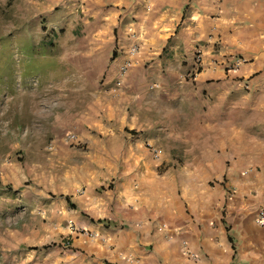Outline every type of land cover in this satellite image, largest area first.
Wrapping results in <instances>:
<instances>
[{"label": "crops", "instance_id": "1", "mask_svg": "<svg viewBox=\"0 0 264 264\" xmlns=\"http://www.w3.org/2000/svg\"><path fill=\"white\" fill-rule=\"evenodd\" d=\"M30 4L61 75L71 76L63 90L81 109L79 147L93 143L89 152L103 155L82 191H61L75 212L63 219L83 230L67 264H264V226L254 221L264 209V150L252 147L253 171L239 175L238 127L248 99L264 110V0ZM165 141L185 142L191 155L171 160L167 176L152 170Z\"/></svg>", "mask_w": 264, "mask_h": 264}, {"label": "rangeland", "instance_id": "2", "mask_svg": "<svg viewBox=\"0 0 264 264\" xmlns=\"http://www.w3.org/2000/svg\"><path fill=\"white\" fill-rule=\"evenodd\" d=\"M35 22L30 0H0V264H67L71 239L83 232L73 223V230L67 228L64 212H75L61 191H82L99 172L96 158L103 157L89 152L96 144L63 141L66 132H77L81 109L63 90L71 76L60 73L55 43ZM252 103L239 108V175L253 171L247 163L252 147L264 150V110ZM166 143V152L159 148L160 165L152 168L164 176L172 173L171 160L191 157L183 153L185 142ZM141 147L149 152L145 143Z\"/></svg>", "mask_w": 264, "mask_h": 264}, {"label": "built area", "instance_id": "3", "mask_svg": "<svg viewBox=\"0 0 264 264\" xmlns=\"http://www.w3.org/2000/svg\"><path fill=\"white\" fill-rule=\"evenodd\" d=\"M138 51V47L133 45L130 47L129 51H128V55L134 56ZM195 63H198V58L195 59ZM242 63V60L236 61L233 64H230L229 69L235 71L238 67V65H240ZM132 63L130 61V59L125 60L122 65L119 66L118 69V73H117V82H116V86L119 85V81L121 80L122 77H124V75L126 74L127 70L131 67ZM63 141L70 144V145H74L77 146L79 145L75 134L73 133H66L63 136ZM147 147L149 148V152L151 154V156L156 159L160 156V150L157 148H151L149 145H147ZM255 223L259 226H264V209H259L256 213L255 219H254ZM67 228L69 230H73V226L71 225V223H68ZM81 232H83V230H80Z\"/></svg>", "mask_w": 264, "mask_h": 264}, {"label": "trees", "instance_id": "4", "mask_svg": "<svg viewBox=\"0 0 264 264\" xmlns=\"http://www.w3.org/2000/svg\"><path fill=\"white\" fill-rule=\"evenodd\" d=\"M71 207L73 208V206L71 205Z\"/></svg>", "mask_w": 264, "mask_h": 264}]
</instances>
